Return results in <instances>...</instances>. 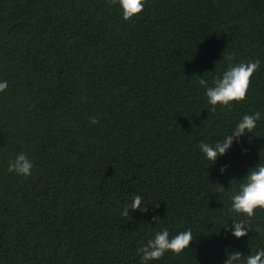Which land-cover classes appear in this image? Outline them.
Masks as SVG:
<instances>
[{
	"label": "trees",
	"instance_id": "1",
	"mask_svg": "<svg viewBox=\"0 0 264 264\" xmlns=\"http://www.w3.org/2000/svg\"><path fill=\"white\" fill-rule=\"evenodd\" d=\"M250 61L260 67L245 99L211 111L198 79L211 86ZM4 81L0 264H142L137 250L163 229L194 239L147 264L264 249V210L230 211L240 180L264 164V0H144L128 21L110 0H0ZM256 112L214 164L200 151ZM21 152L28 177L8 171ZM134 195L146 211L123 216ZM239 220L249 231L237 240Z\"/></svg>",
	"mask_w": 264,
	"mask_h": 264
},
{
	"label": "clouds",
	"instance_id": "2",
	"mask_svg": "<svg viewBox=\"0 0 264 264\" xmlns=\"http://www.w3.org/2000/svg\"><path fill=\"white\" fill-rule=\"evenodd\" d=\"M110 3L112 5L119 4L122 18L125 21L141 13L144 8V0H110ZM228 59L232 60L233 57L229 56ZM259 67V61L229 63L222 75L213 79L211 86H209L206 79L199 78V85L206 89L205 96L208 104L212 106L211 111H215L217 104L230 108L231 102L243 101L249 88L250 78ZM7 86V81L0 82V92L4 91ZM260 119L261 114L259 112L250 115L245 114L230 135L214 144L202 141L199 144L200 151L214 164L217 157L223 156L229 149L234 139L242 137L245 133H251ZM98 122L96 118L91 120L92 124ZM32 168L33 162L23 152L17 154L15 159L11 160L8 165L9 172H15L17 175L24 177L32 174ZM220 171L223 174L225 169L221 168ZM215 186L221 191L224 190L219 184ZM142 201V196L134 195L131 198V204L124 206L123 216L128 215L129 208L131 210L140 209L142 212L146 211V206L141 208ZM256 209L264 210V164L261 163L248 169L247 175L239 182L238 190L231 196V212L246 215L251 219L255 215ZM153 219L156 223L159 222L158 218L154 217ZM227 225L223 227L225 230H227ZM231 229L232 236L237 240L246 236L249 231L244 220L232 221ZM193 239L191 229L181 231L171 238L168 230L163 229L157 232L154 238L142 244L137 251L140 254L142 264H147L148 261L159 260L166 252L180 254L189 247ZM225 256L224 264H240L242 259L244 264H264V249H260L254 255L250 254L247 257H243L238 251L232 253L226 251Z\"/></svg>",
	"mask_w": 264,
	"mask_h": 264
}]
</instances>
